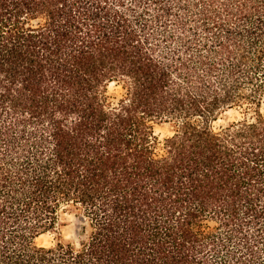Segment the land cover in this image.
I'll return each instance as SVG.
<instances>
[{
	"label": "trees",
	"instance_id": "1",
	"mask_svg": "<svg viewBox=\"0 0 264 264\" xmlns=\"http://www.w3.org/2000/svg\"><path fill=\"white\" fill-rule=\"evenodd\" d=\"M263 94L264 0H0V264H264Z\"/></svg>",
	"mask_w": 264,
	"mask_h": 264
},
{
	"label": "rangeland",
	"instance_id": "2",
	"mask_svg": "<svg viewBox=\"0 0 264 264\" xmlns=\"http://www.w3.org/2000/svg\"><path fill=\"white\" fill-rule=\"evenodd\" d=\"M109 91L111 94H119L120 90L114 85L110 86ZM261 112L264 114V94L261 98ZM247 111L239 107L227 110L218 115V118L213 122V129H219L220 127L227 126L230 123L236 122L244 117ZM251 116L252 111L247 112ZM175 130L173 124H161L155 127V133L162 143L164 139L171 136ZM158 150H160L158 148ZM82 239L81 227L79 221L74 217L73 214H65L61 217L60 224L54 231H50L45 235H42L37 240L39 245L51 246L57 243L58 240L64 242H71L73 244H78Z\"/></svg>",
	"mask_w": 264,
	"mask_h": 264
}]
</instances>
